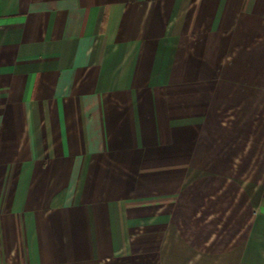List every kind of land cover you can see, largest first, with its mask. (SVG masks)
<instances>
[{
  "label": "crops",
  "instance_id": "obj_1",
  "mask_svg": "<svg viewBox=\"0 0 264 264\" xmlns=\"http://www.w3.org/2000/svg\"><path fill=\"white\" fill-rule=\"evenodd\" d=\"M259 75L264 0H0V264H264Z\"/></svg>",
  "mask_w": 264,
  "mask_h": 264
},
{
  "label": "rangeland",
  "instance_id": "obj_2",
  "mask_svg": "<svg viewBox=\"0 0 264 264\" xmlns=\"http://www.w3.org/2000/svg\"><path fill=\"white\" fill-rule=\"evenodd\" d=\"M248 92V107L243 110L233 109L231 114H223L222 121L229 122V117L232 116L234 132L248 133V142L244 139L242 142L238 140L239 143L242 146L248 143L249 149H257L258 146L264 151V77H249Z\"/></svg>",
  "mask_w": 264,
  "mask_h": 264
}]
</instances>
